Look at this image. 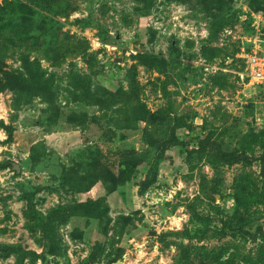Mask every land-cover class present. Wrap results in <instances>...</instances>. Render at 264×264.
I'll return each mask as SVG.
<instances>
[{
	"label": "rangeland",
	"instance_id": "obj_1",
	"mask_svg": "<svg viewBox=\"0 0 264 264\" xmlns=\"http://www.w3.org/2000/svg\"><path fill=\"white\" fill-rule=\"evenodd\" d=\"M67 1L66 14L57 15L62 32L89 47L60 66L39 57L45 76L54 74V105L41 95L0 91V122L12 128L9 134L0 126V264H29L8 248L20 244L43 249L36 264H172L177 251L162 248L159 236L192 226L186 204L199 193L202 174L220 177L211 199L216 208L206 210L227 234L184 242L254 249L264 236V199L259 203L245 181L236 180L247 173L264 192V86L240 80L238 53L257 38L264 49V18L254 25L264 16V0ZM148 54L162 55L167 72L145 61ZM7 62L25 73L20 53ZM119 87L134 89L143 119L127 125L121 103L93 101ZM177 115L185 126H175ZM172 135L188 146L161 151L146 139ZM200 140L244 151L252 163L215 168L198 152ZM103 144L134 150L98 184L105 215L68 217L58 226V243L45 248L41 236L25 228L28 199L43 213L85 199L61 177L89 175Z\"/></svg>",
	"mask_w": 264,
	"mask_h": 264
},
{
	"label": "trees",
	"instance_id": "obj_2",
	"mask_svg": "<svg viewBox=\"0 0 264 264\" xmlns=\"http://www.w3.org/2000/svg\"><path fill=\"white\" fill-rule=\"evenodd\" d=\"M67 2V0H3L0 2V91L13 89L41 95L49 104L54 105V74L50 73L45 76L44 70L40 66L39 57L48 60L53 66H60L68 56L85 53L89 47L87 41L62 32V23L57 15L66 14ZM215 50L220 51L218 48ZM14 52L20 53L25 73L9 67L7 60ZM233 57L234 54L231 53L224 55L226 59ZM144 60L149 64L159 66L163 73L167 72L169 64L162 55L148 54ZM166 83L163 81L160 87L163 94L169 98ZM133 95V88L127 91L119 87L114 92H110L108 96L93 98V101L102 107L121 103L125 108V121L128 125V122L138 121L145 117L144 110L135 102ZM172 105L169 103V107ZM175 119L176 127L186 125L180 115L175 116ZM0 126L11 134V126L2 122H0ZM146 139L150 145L161 151L176 145L188 146L186 141L180 140L175 135L165 140L154 139L152 136H147ZM198 149L201 156L205 157L215 168L218 164L241 163L243 166H250L252 163V159L244 151L226 152L216 141L200 140ZM133 152L134 150H123L103 144L95 152L89 175L79 177L67 173L62 174L63 185H69L74 190L85 193V199L82 201L58 205L47 213H43L28 199L23 216L25 228L30 235L39 234L43 239L44 247L47 248L48 244L58 243V226L68 217L97 216L100 218L105 215L101 197L96 195L98 184L108 178L117 161L128 159ZM259 159L261 161V176L264 180V154ZM240 180L245 181L251 194L258 196L259 203H263L264 192L259 190L254 179L245 173L236 182L238 183ZM219 182L218 175L207 180L202 174L199 193L186 204L192 226H185L181 230L170 231L159 236L162 248L173 246L177 251L172 264H264L263 235L257 246L248 251L236 242L228 243V246L212 248L203 244L184 242L192 239L198 241L213 238L222 239L227 234L224 228L219 229L217 226H213L214 216L206 210L207 205L213 209L216 208L211 199ZM262 223L263 221H260L256 227ZM8 248L10 251H17L26 256L29 264H36L43 254V249L39 251L29 244L9 245Z\"/></svg>",
	"mask_w": 264,
	"mask_h": 264
},
{
	"label": "built area",
	"instance_id": "obj_3",
	"mask_svg": "<svg viewBox=\"0 0 264 264\" xmlns=\"http://www.w3.org/2000/svg\"><path fill=\"white\" fill-rule=\"evenodd\" d=\"M264 18L261 14L257 15L254 21L255 27H258ZM260 40L257 38L253 41L254 46L248 49L241 48L238 53L240 59L244 63V69L239 73L240 80L246 84H253L257 86H264V49L259 44Z\"/></svg>",
	"mask_w": 264,
	"mask_h": 264
},
{
	"label": "water",
	"instance_id": "obj_4",
	"mask_svg": "<svg viewBox=\"0 0 264 264\" xmlns=\"http://www.w3.org/2000/svg\"><path fill=\"white\" fill-rule=\"evenodd\" d=\"M117 264H119V263H117Z\"/></svg>",
	"mask_w": 264,
	"mask_h": 264
}]
</instances>
